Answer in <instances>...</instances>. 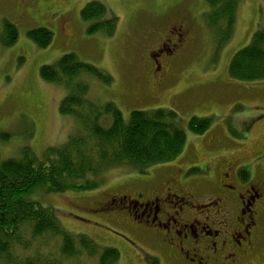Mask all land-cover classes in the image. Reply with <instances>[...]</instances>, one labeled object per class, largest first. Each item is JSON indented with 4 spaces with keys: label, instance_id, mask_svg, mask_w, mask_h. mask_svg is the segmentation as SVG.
Listing matches in <instances>:
<instances>
[{
    "label": "rangeland",
    "instance_id": "374dc122",
    "mask_svg": "<svg viewBox=\"0 0 264 264\" xmlns=\"http://www.w3.org/2000/svg\"><path fill=\"white\" fill-rule=\"evenodd\" d=\"M32 1L35 4L29 5L27 15L21 16L16 0H0V34L6 20L18 30L14 44L4 47L0 42V132L10 135L0 141V158L17 154L24 145L40 154L81 131L75 117L59 113L66 90L42 80L39 73L42 65L73 53L111 76L108 85L90 80V92L101 102H114L125 119L132 110L157 108L176 110L184 129L191 117L212 119L202 134L186 129L182 154L166 165L187 166L204 158L213 166L223 160L243 162L248 165L249 179L264 176V81H236L228 75L232 56L249 43L253 33L264 31L263 0H236L232 33L222 45L215 30L211 31L205 0ZM94 1L106 8V18H115L112 36H104L100 30L87 32L95 20L83 22L80 12ZM174 24L187 30L186 46L183 50L173 47L171 52L176 54L165 59L174 57L171 71L169 68L170 73L157 83L150 68L145 72L141 67L140 57L146 58L158 44L160 47L159 40ZM40 27L53 32L52 42L44 48L27 36L30 29ZM168 49L167 45L164 52ZM156 167L141 172L136 166L122 164L106 171L104 181L91 191L40 194L39 199L44 206L51 204L69 233L87 235L101 248H117V264H173L163 256L152 263L148 255L154 253L152 248L141 243L132 247L129 232L92 210L108 197L128 193L131 188L126 176L143 177L159 171ZM107 212L112 211L104 210ZM260 248V256L247 258L251 264H264V243Z\"/></svg>",
    "mask_w": 264,
    "mask_h": 264
},
{
    "label": "trees",
    "instance_id": "16d2710c",
    "mask_svg": "<svg viewBox=\"0 0 264 264\" xmlns=\"http://www.w3.org/2000/svg\"><path fill=\"white\" fill-rule=\"evenodd\" d=\"M205 1L211 31L215 30L222 45L232 33L236 0ZM105 12L97 1L84 5L82 21L95 20L88 25V33L114 34L115 18H106ZM1 31L2 46L16 42L14 23L6 20ZM27 36L44 48L52 42L53 32L40 27L30 29ZM39 73L42 80L66 90L59 113L75 117L81 131L40 154L24 145L17 154L0 158V264H117V248H101L87 235L69 233L51 204L41 203L40 194L91 191L104 181L106 171L122 164L143 172L174 161L185 147L186 129L202 134L212 119L191 117L184 129L176 110L169 108L132 110L125 119L114 102H101L90 92V80L108 85L111 76L73 53L42 65ZM228 75L236 81H264L263 30L253 33L249 43L232 56ZM9 136L0 132V141ZM242 172L244 177L249 174L245 168Z\"/></svg>",
    "mask_w": 264,
    "mask_h": 264
},
{
    "label": "flooded vegetation",
    "instance_id": "af4514ba",
    "mask_svg": "<svg viewBox=\"0 0 264 264\" xmlns=\"http://www.w3.org/2000/svg\"><path fill=\"white\" fill-rule=\"evenodd\" d=\"M16 1L21 16L35 4ZM165 35L160 47L140 57L141 67L145 72L150 68L157 83L170 73L174 57L165 59L176 54L173 47L183 50L188 37L182 24H174ZM209 161L204 158L177 167L166 163L143 177L128 175V193L108 197L92 210L129 232L132 247L141 243L152 248L151 262L163 256L173 264H251L247 258L260 256L264 243V176L244 177L247 163L223 160L213 166ZM191 171L197 173L191 176Z\"/></svg>",
    "mask_w": 264,
    "mask_h": 264
}]
</instances>
